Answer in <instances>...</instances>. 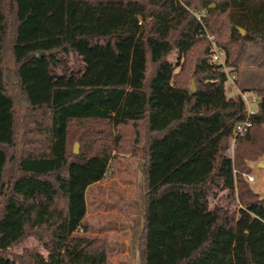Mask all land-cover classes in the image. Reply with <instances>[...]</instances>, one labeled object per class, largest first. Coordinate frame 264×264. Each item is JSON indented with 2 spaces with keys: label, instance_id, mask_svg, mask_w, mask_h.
Segmentation results:
<instances>
[{
  "label": "trees",
  "instance_id": "trees-1",
  "mask_svg": "<svg viewBox=\"0 0 264 264\" xmlns=\"http://www.w3.org/2000/svg\"><path fill=\"white\" fill-rule=\"evenodd\" d=\"M249 42L264 50V0H0V264H110L86 194L125 154L143 162L140 264H264V196L244 177L264 87L244 90L249 114L212 60L235 71ZM27 237L47 254L14 252Z\"/></svg>",
  "mask_w": 264,
  "mask_h": 264
},
{
  "label": "rangeland",
  "instance_id": "rangeland-1",
  "mask_svg": "<svg viewBox=\"0 0 264 264\" xmlns=\"http://www.w3.org/2000/svg\"><path fill=\"white\" fill-rule=\"evenodd\" d=\"M170 59L175 62V52L170 55ZM227 69L234 68L227 67ZM235 71L237 79L235 81L228 79L226 83L229 95L244 93V90L253 87H264L263 46L247 43L240 66ZM193 82L196 88L195 80H192V84ZM257 106V102L247 100L248 111L256 110ZM82 129L81 125L72 128L70 146L72 150L75 143H78L79 152L87 151L89 148L87 141L79 137ZM256 162L258 161H249L252 171L245 173L244 177L248 180L249 175L254 176L255 181L248 183L256 192L264 196V168L256 165ZM142 164V161L128 154L120 156L112 161L105 178L91 185L86 194L88 211L84 221L89 226L87 235L103 236L107 239L110 264H140L137 245L144 207ZM26 247H36L47 254L44 247L32 237L23 239L14 246L13 251L21 253Z\"/></svg>",
  "mask_w": 264,
  "mask_h": 264
},
{
  "label": "built area",
  "instance_id": "built-area-1",
  "mask_svg": "<svg viewBox=\"0 0 264 264\" xmlns=\"http://www.w3.org/2000/svg\"><path fill=\"white\" fill-rule=\"evenodd\" d=\"M210 39L212 40L213 37L210 36ZM212 60L214 63L218 64V65H221L225 70L226 72L228 73V76H229V79L231 81H235L237 79V74L234 70H229L226 68L225 66V59L223 57V52L220 48H217V47H214V53H213V56H212ZM243 97L244 99L246 100H249V101H257V96L256 95H250L249 93L247 92H244L243 93ZM255 111L254 110H250L249 109V114L251 113H254ZM252 125V122L250 121V119H246L242 122H240L239 124L236 125L235 129H234V135L235 137H237L238 135H243L247 132L248 128ZM248 180L250 182H253L255 181V177L252 176V175H249L248 176Z\"/></svg>",
  "mask_w": 264,
  "mask_h": 264
},
{
  "label": "water",
  "instance_id": "water-1",
  "mask_svg": "<svg viewBox=\"0 0 264 264\" xmlns=\"http://www.w3.org/2000/svg\"><path fill=\"white\" fill-rule=\"evenodd\" d=\"M240 31H241L242 34H245V30H244L243 28H240ZM192 90H193V91L195 90L194 82H193V84H192ZM74 152H75V153H78V152H79L78 143H75V145H74ZM259 165H260L262 168H264V161L261 162V163H259Z\"/></svg>",
  "mask_w": 264,
  "mask_h": 264
},
{
  "label": "crops",
  "instance_id": "crops-1",
  "mask_svg": "<svg viewBox=\"0 0 264 264\" xmlns=\"http://www.w3.org/2000/svg\"><path fill=\"white\" fill-rule=\"evenodd\" d=\"M246 88H248V87H246ZM254 111H256V110H254ZM263 161H264V157H263L260 161L256 162L255 164L259 166V163H261V162H263ZM261 196H262V195H261Z\"/></svg>",
  "mask_w": 264,
  "mask_h": 264
}]
</instances>
